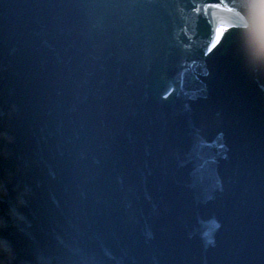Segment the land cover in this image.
I'll return each mask as SVG.
<instances>
[{
	"label": "water",
	"instance_id": "95a60500",
	"mask_svg": "<svg viewBox=\"0 0 264 264\" xmlns=\"http://www.w3.org/2000/svg\"><path fill=\"white\" fill-rule=\"evenodd\" d=\"M219 24L239 26L205 57ZM261 60L249 0H0V264H264ZM197 127L230 149L201 189Z\"/></svg>",
	"mask_w": 264,
	"mask_h": 264
},
{
	"label": "snow or ice",
	"instance_id": "6c2138e0",
	"mask_svg": "<svg viewBox=\"0 0 264 264\" xmlns=\"http://www.w3.org/2000/svg\"><path fill=\"white\" fill-rule=\"evenodd\" d=\"M249 2L260 3V4L264 5V0H249ZM165 6H167V5H165ZM222 6H223L222 3H214V4L208 5V7H210V8H217V9L221 8ZM203 10L207 11V8H205ZM225 10L229 13H234V15L237 17L240 16L239 12H236L231 7H225ZM195 11L197 13H200L201 9L196 8ZM238 26L239 25H234V24H227V25L221 24V25L217 26L215 29V36L212 39L211 44L207 47V50L202 53V55L205 57L211 55L214 52V50H216L218 48V46L221 44L222 37L224 36V34L226 32H228L230 28L238 27ZM182 55H183V53L181 51H176V55L174 58L178 61L182 57ZM261 61H264V60H261ZM189 63H190L189 60L184 59V64L186 66L189 65ZM191 63L194 64V61H192ZM188 71H189V68L185 67L183 70V75L187 76ZM211 75H212L211 69L205 67L198 75H196L194 77V79L199 81L201 83V85H203V87H201L198 90H194L193 94L188 96V98L190 100H195L198 98L197 92H206L207 91V84L205 83L204 78H208ZM174 91H175V89H171L169 91L164 92L161 95V99L167 100L169 98V96L172 95V93ZM185 95H188V93H185ZM206 98H207V96H204V99H206ZM185 107L187 108V105ZM206 126H208V125H206ZM201 131H202L201 128L193 129L191 136H190L188 148H187V153L184 156V158L182 159V161H183L182 166H185V165L191 166V170H190L189 175H188V182H189L190 186L193 187L194 189L203 188V184L201 182L202 170L205 169V167L208 165H215L218 162V159H221V158L225 159V160L228 159V153L230 151L226 142H220V143L216 144V142L213 141L212 144L207 143L203 139ZM219 136L221 138V141H224L225 131L220 130ZM213 144H215L217 149H218V151L214 155H206L202 152L203 148L212 147ZM220 188H221V190L223 189V182H220ZM209 198H211V197H209ZM217 227H220L219 223H217ZM205 236H207V233H205ZM0 240H6V237L3 236L2 234H0ZM208 243H212V241L209 240Z\"/></svg>",
	"mask_w": 264,
	"mask_h": 264
}]
</instances>
